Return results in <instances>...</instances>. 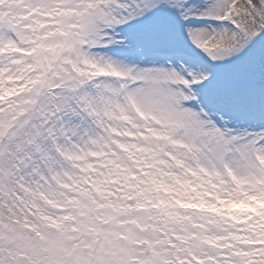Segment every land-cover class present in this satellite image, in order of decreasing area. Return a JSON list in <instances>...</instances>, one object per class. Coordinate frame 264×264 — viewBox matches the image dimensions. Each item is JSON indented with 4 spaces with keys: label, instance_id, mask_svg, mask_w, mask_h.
I'll use <instances>...</instances> for the list:
<instances>
[{
    "label": "snow or ice",
    "instance_id": "6c2138e0",
    "mask_svg": "<svg viewBox=\"0 0 264 264\" xmlns=\"http://www.w3.org/2000/svg\"><path fill=\"white\" fill-rule=\"evenodd\" d=\"M0 264H264V0H0Z\"/></svg>",
    "mask_w": 264,
    "mask_h": 264
}]
</instances>
